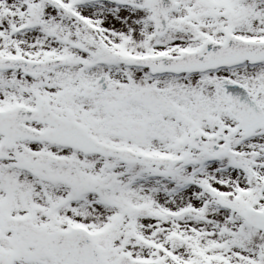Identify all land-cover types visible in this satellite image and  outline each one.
Instances as JSON below:
<instances>
[{"label":"snow or ice","instance_id":"obj_1","mask_svg":"<svg viewBox=\"0 0 264 264\" xmlns=\"http://www.w3.org/2000/svg\"><path fill=\"white\" fill-rule=\"evenodd\" d=\"M0 264H264V0H0Z\"/></svg>","mask_w":264,"mask_h":264}]
</instances>
